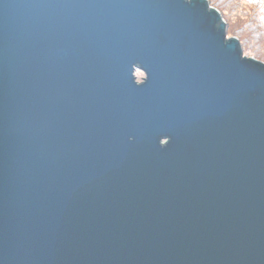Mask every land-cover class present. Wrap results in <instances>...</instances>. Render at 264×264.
I'll return each instance as SVG.
<instances>
[{
  "label": "water",
  "instance_id": "water-1",
  "mask_svg": "<svg viewBox=\"0 0 264 264\" xmlns=\"http://www.w3.org/2000/svg\"><path fill=\"white\" fill-rule=\"evenodd\" d=\"M0 264H264V61L208 0H0Z\"/></svg>",
  "mask_w": 264,
  "mask_h": 264
},
{
  "label": "trees",
  "instance_id": "trees-1",
  "mask_svg": "<svg viewBox=\"0 0 264 264\" xmlns=\"http://www.w3.org/2000/svg\"><path fill=\"white\" fill-rule=\"evenodd\" d=\"M249 55L264 61V0H208Z\"/></svg>",
  "mask_w": 264,
  "mask_h": 264
},
{
  "label": "flooded vegetation",
  "instance_id": "flooded-vegetation-1",
  "mask_svg": "<svg viewBox=\"0 0 264 264\" xmlns=\"http://www.w3.org/2000/svg\"><path fill=\"white\" fill-rule=\"evenodd\" d=\"M136 73H140L143 76H138ZM133 74H134V77H135L136 82H141L142 81V78L145 76L144 75V72L142 70H140L139 68H135L133 70Z\"/></svg>",
  "mask_w": 264,
  "mask_h": 264
},
{
  "label": "rangeland",
  "instance_id": "rangeland-1",
  "mask_svg": "<svg viewBox=\"0 0 264 264\" xmlns=\"http://www.w3.org/2000/svg\"><path fill=\"white\" fill-rule=\"evenodd\" d=\"M224 22H225V27H227L226 18H224ZM226 32H227V35H231V33L228 32L227 29H226ZM241 51H242V55H243V56H246V57H253V58H255L254 56L249 55V53L246 52V50L243 48L242 44H241ZM255 59L260 60L259 58H255ZM261 61H263V60H261Z\"/></svg>",
  "mask_w": 264,
  "mask_h": 264
}]
</instances>
